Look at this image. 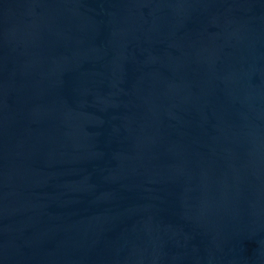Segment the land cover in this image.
Returning a JSON list of instances; mask_svg holds the SVG:
<instances>
[{
	"label": "water",
	"instance_id": "95a60500",
	"mask_svg": "<svg viewBox=\"0 0 264 264\" xmlns=\"http://www.w3.org/2000/svg\"><path fill=\"white\" fill-rule=\"evenodd\" d=\"M0 264H264V0H0Z\"/></svg>",
	"mask_w": 264,
	"mask_h": 264
}]
</instances>
